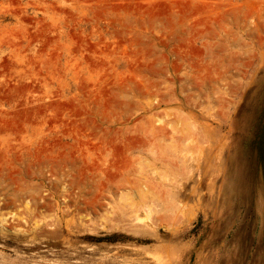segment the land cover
Listing matches in <instances>:
<instances>
[{"label": "rangeland", "instance_id": "1", "mask_svg": "<svg viewBox=\"0 0 264 264\" xmlns=\"http://www.w3.org/2000/svg\"><path fill=\"white\" fill-rule=\"evenodd\" d=\"M0 264H264V0H0Z\"/></svg>", "mask_w": 264, "mask_h": 264}, {"label": "bare ground", "instance_id": "2", "mask_svg": "<svg viewBox=\"0 0 264 264\" xmlns=\"http://www.w3.org/2000/svg\"><path fill=\"white\" fill-rule=\"evenodd\" d=\"M136 231V229H134ZM131 232V231H130ZM133 232V231H132ZM129 233V232H128ZM135 233H138L137 231Z\"/></svg>", "mask_w": 264, "mask_h": 264}]
</instances>
